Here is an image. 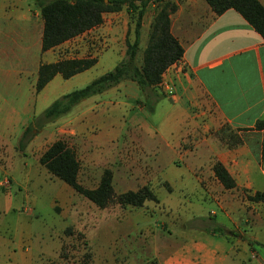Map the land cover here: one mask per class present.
I'll return each mask as SVG.
<instances>
[{"label":"crops","instance_id":"obj_1","mask_svg":"<svg viewBox=\"0 0 264 264\" xmlns=\"http://www.w3.org/2000/svg\"><path fill=\"white\" fill-rule=\"evenodd\" d=\"M24 1L0 0V64L5 66L4 62L12 57L19 64L17 74L21 63L25 64V70L33 64L31 49L41 51L40 12L34 11L31 16L32 2ZM136 1L139 5L140 1ZM169 1L176 4L170 14V31L184 50L180 61L163 74L165 81L173 85L174 93L168 95L163 87H158L163 97L152 109L155 124L136 123L145 133L144 138L135 143L123 142L121 149L125 150L127 162L137 158V165H152L153 183L147 180L145 184L170 197H179L178 201L164 203L158 199L157 203L159 211L166 208L175 212L167 218L172 226L181 223V229L188 230L194 228L190 225L194 221L206 226L196 228L201 235L199 239L184 238L185 242L169 249L157 264H264L254 248L255 244L264 245V201L249 199L256 192L264 193V126L256 127L258 120H264V38L232 8L216 14L205 0ZM259 1L264 6V0ZM158 3L150 0L144 8L141 50L146 45ZM127 7L126 3L119 11L105 13L99 26L44 51L43 55L53 56L54 49L67 48L65 58L96 57L94 66L65 79L86 85L94 75L82 76L83 73L100 63L112 68L125 55L126 35L133 40L134 21L130 20ZM34 35L38 39L32 43ZM4 36L13 37L9 40L12 44L4 43ZM54 61L52 57L44 63ZM58 76L36 93L37 99L46 100L45 91ZM133 83L124 80L99 93L105 104L112 105L110 116L123 115L117 99L120 92L124 95L133 92L136 102L141 91ZM95 97L75 105L79 108L70 118L77 132H90L96 119L107 118L103 110L99 111L101 99ZM135 107L145 110L140 105ZM224 125L231 130H222ZM130 148L137 149L135 157L127 156ZM216 162L228 171L234 187L225 188L216 178L213 171ZM195 195L200 203L215 205V209L208 211V217L183 215L194 212L190 199ZM39 236L42 239V233ZM34 237L30 222L0 223V264H47L40 256L49 249L41 250L42 241ZM47 237L51 239V235ZM138 245L144 249V241ZM124 250L126 264L144 263L136 246Z\"/></svg>","mask_w":264,"mask_h":264},{"label":"rangeland","instance_id":"obj_2","mask_svg":"<svg viewBox=\"0 0 264 264\" xmlns=\"http://www.w3.org/2000/svg\"><path fill=\"white\" fill-rule=\"evenodd\" d=\"M27 2H32V16L39 9L34 0ZM128 13L130 20L134 21L136 13ZM32 18L35 30L36 17ZM2 39L8 43L6 41L14 38L4 36ZM37 39L34 35L32 43ZM142 47L138 55H141ZM67 51V48L54 49L51 56L43 55L35 47L29 55L33 64H26L28 68L25 70V64L21 63L20 74L15 71L19 64L12 57L4 62L5 66L0 64V223L30 222L34 238L39 237L42 241L41 250L49 249L40 256L47 264H126L124 249L131 246L139 249L138 253L142 255L140 260L144 258L143 264H157L169 249L185 242L184 238L199 239L201 235L197 231L206 223L194 221L189 223L194 228L188 230H182L181 223L174 227L167 218L175 212L170 213L166 208L159 211L158 201H148L141 207L121 206L115 201L105 208H99L39 163L45 149L55 140L62 139L76 153L80 163L78 181L84 187L97 186L105 169L112 171L116 195L136 190L147 180L151 183L154 180L152 165H137V158L127 162L125 150L121 149L123 142L135 143V140L144 138L145 133L136 123L154 125L156 122L152 109L145 107L141 111L135 107L138 104L133 92L127 91L126 96L121 92L118 94L117 99L124 111L122 116H110L108 112L112 105L105 104V98L96 94L95 98L102 101L99 111L103 110V116L107 118L96 119V125L90 132H77L72 125L70 115L78 110L77 106L53 121L43 123L36 120L53 100L85 85L76 80V83L68 82L58 76L45 91L48 94L46 100L44 97L37 99L34 84L38 65L52 57L54 60L65 58ZM112 68L107 69L104 63H100L82 76L94 75L95 78ZM138 99L144 102L141 92ZM28 125L29 140L19 147ZM136 153V148L127 150L129 157H135ZM152 189L164 203L179 200L178 196L170 197L163 191ZM199 199L196 195L192 196L190 206L194 212L183 215L208 217V211L215 209V205L210 202L202 204ZM41 233L42 239L39 236ZM49 235L51 239H48ZM143 241L142 250L138 244ZM35 248L38 250L37 246ZM254 248L257 257L264 260V245L255 244ZM246 253L249 255L248 250Z\"/></svg>","mask_w":264,"mask_h":264},{"label":"trees","instance_id":"obj_3","mask_svg":"<svg viewBox=\"0 0 264 264\" xmlns=\"http://www.w3.org/2000/svg\"><path fill=\"white\" fill-rule=\"evenodd\" d=\"M34 0L43 22L41 51L52 49L87 30L99 26L103 15L121 10L127 3L128 10L136 13L134 20V38L130 41L126 35L125 55L109 71L93 78L81 88L74 89L53 100L37 117L43 123L53 121L67 114L83 99L104 92L124 80H131L140 89L144 102L137 99V104L153 109L163 94L158 90L162 75L175 62L180 61L184 50L179 40L170 31V14L176 4L169 0H154L158 3L154 17L149 26L146 45L138 58L140 32L144 8L150 0ZM216 14L232 8L264 38V6L259 0H205ZM129 33V32H128ZM96 57L62 58L54 62L41 63L37 70L34 84L35 93H39L56 75L68 79L95 65ZM264 126V120H258L256 127ZM222 130H231L224 125ZM29 125L25 127L19 147L29 138ZM27 140V141H28ZM240 140L238 139V142ZM39 163L56 178L60 179L74 191L84 196L99 208H105L112 202L121 206L141 207L148 201L157 202L158 198L149 184L136 190L115 194L112 171L105 169L97 186L84 187L78 181L80 163L75 151L62 139L51 143L39 157ZM216 178L225 188L235 186L233 178L225 167L216 162L213 165ZM166 185V184H165ZM168 188V186L166 185ZM169 189V188H168ZM253 201H264V193L256 192L249 196Z\"/></svg>","mask_w":264,"mask_h":264},{"label":"built area","instance_id":"obj_4","mask_svg":"<svg viewBox=\"0 0 264 264\" xmlns=\"http://www.w3.org/2000/svg\"><path fill=\"white\" fill-rule=\"evenodd\" d=\"M159 87H163L164 90L167 92L168 95H172L174 93V87H173V85L171 83L165 81L163 75H162V80H161V82L159 84Z\"/></svg>","mask_w":264,"mask_h":264}]
</instances>
